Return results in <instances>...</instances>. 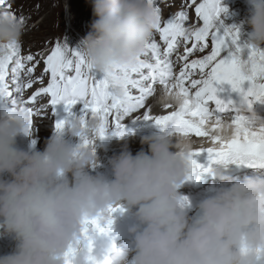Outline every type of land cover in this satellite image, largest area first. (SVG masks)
<instances>
[{"label":"clouds","instance_id":"9594fccd","mask_svg":"<svg viewBox=\"0 0 264 264\" xmlns=\"http://www.w3.org/2000/svg\"><path fill=\"white\" fill-rule=\"evenodd\" d=\"M247 3L245 17L227 27L240 34L244 30L245 47L264 50V0ZM92 10L94 19L78 52L92 72L112 78L143 57L159 18L152 0H92ZM23 31L18 18L0 13V46L18 43ZM113 91L122 95L118 84ZM185 99L179 91L162 88L154 103L178 109ZM21 103L16 99L0 106V235L15 241L11 253L0 255V264H64L70 246L82 251L77 242L83 239L86 218L106 220L108 209L117 206L124 209L122 214L134 216L128 229L131 245L111 244L103 257L92 255V248L85 253L92 264L264 261V176L232 178L227 175L230 164H213L209 174L221 184L190 214L192 204L179 190L193 174L190 154L196 141L191 136L160 129L141 136L147 148L135 154L125 142L109 159V179L93 174L100 166L97 142L106 135H100L98 117L73 115L62 129L53 128L43 150L34 143L24 150L17 146L28 122ZM254 104L239 101L236 107L252 125L264 126ZM236 131L226 119L212 135L227 141ZM95 238L96 232L90 231L92 245Z\"/></svg>","mask_w":264,"mask_h":264},{"label":"snow or ice","instance_id":"6c2138e0","mask_svg":"<svg viewBox=\"0 0 264 264\" xmlns=\"http://www.w3.org/2000/svg\"><path fill=\"white\" fill-rule=\"evenodd\" d=\"M152 2L159 18L155 33L159 34L162 43L157 42L154 34L137 64L130 69H118L112 78H97L76 50H72L69 58L67 47L59 42L51 48L44 59L45 68L39 78L43 84V76L50 75L47 86L40 87L27 102L21 103L28 119L25 134L31 136L34 127L35 112L29 105L37 98L46 96L49 97L52 116L56 115L57 106H63L64 112L71 117L72 109L79 104L82 106L79 115L82 119L98 117L102 121L99 129L101 136L109 131L118 137L128 135L131 130L126 128L124 120L132 116L134 121H152L161 130H171L192 138H206L211 146L200 147L190 154L193 174L188 180L198 181L205 173L211 172L212 165L216 163L245 164L264 169V126L252 125L236 107L239 101L248 104L264 102V50L245 47L240 31L224 25L222 16L226 9L221 5V0H202L200 3L191 0L197 18L202 21L201 27L192 28L184 27L188 18L185 11L162 21L161 9L157 6L159 0ZM3 3L4 0H0V4ZM5 14L16 18L10 11H5ZM20 21L23 23L22 18ZM178 38H183L184 52L177 56V60L182 62L177 75L173 71L172 56L180 46ZM0 47L4 50L0 55V99L14 104L25 88H32L38 61L33 54L20 55L17 43ZM209 47L208 54L190 59L196 53H204ZM197 72L199 78H193ZM22 77L28 78L27 83ZM114 83L122 88V95L114 93ZM157 84L170 92L179 91L186 97L184 104L178 109L165 106V114H151L147 100L153 96ZM225 84L238 95V101L219 95L224 90L220 86ZM139 110H143L142 114H137ZM38 111L43 112L44 108ZM226 119L237 131L232 139L224 141L212 133ZM66 120H55V128L62 129ZM202 152L208 155L207 167L194 158ZM117 211L122 213L124 209L110 207L109 218L103 221L86 218L83 239L77 244L83 245L90 253L93 245L89 232L111 231L112 217ZM77 251V247L70 246L65 253L64 264H72Z\"/></svg>","mask_w":264,"mask_h":264},{"label":"bare ground","instance_id":"6f19581e","mask_svg":"<svg viewBox=\"0 0 264 264\" xmlns=\"http://www.w3.org/2000/svg\"><path fill=\"white\" fill-rule=\"evenodd\" d=\"M200 2H202V0ZM159 3H162L159 7L161 10H164V11H167V8H171V12H172L174 10L172 7H174L175 9L178 8L175 5L174 1L164 2V0H159ZM221 5L228 9L227 17H225L224 15L222 16V19L224 21L225 26H231L234 24H239V22L247 14L248 7H249L247 0H221ZM241 9L243 10L242 14L240 13V15H239L241 17V19H238L237 16L234 17L235 16L234 13L238 12ZM45 10H46L45 6L39 5L36 10L31 11L28 9V6L26 5V9L23 11V13L21 15L16 16V18H18L19 20H21V18H22L23 24H24L23 35H22L20 41L17 43L20 47V52H22L21 55L26 56V55H28V53L29 54L31 53V52H29L30 50H33L36 53L38 51H45L46 56H47L49 54L51 48L57 42H59L62 46H66V47L68 46L72 50L79 51V47H78L79 41L71 32L59 31L56 33H52L51 30L45 29L46 25L49 23V21L52 17L51 15L55 16V14H57V12H58L57 7L56 8L53 7V9H51V11H49V12H47ZM68 11H69V20L71 21L74 28L76 30H78L79 32H81L84 36H86L90 30L91 22L94 19L93 10H92V0H71V2L69 3V10ZM41 12H44V14H45L43 16V19L41 21L37 22V24L30 26L29 23L34 19V17L37 14H39ZM170 14L171 13H168V12L166 14H164L165 17H163V19L165 18V21H166L168 18H170ZM186 25H187V23H184V27H187V28H192L194 26L195 27H201V20H199L197 18V16L195 15L189 21L188 26H186ZM155 38L157 39V42L162 43L161 41H159V36L157 34L155 35ZM244 38H245L244 30H241V40H243ZM178 39L180 40V44L184 43L183 38H178ZM182 46L183 45H181L178 49H181ZM209 51H210V47H209ZM3 52H4V50H0V55H2ZM200 55H202V54H200ZM46 56L44 57V59L46 58ZM68 56H69V58H71L72 51H70L68 53ZM190 58L192 59V57H190ZM44 59L39 60V63L41 64V66L44 65ZM172 60L174 62V64H173L174 73L178 75L182 62L178 61L177 59L174 60L173 58H172ZM175 69H177V70H175ZM41 74H42V72H40V70L35 71L33 73V79L35 82L33 83V86L31 88L33 91L30 92L29 91L30 89L25 88L24 90H26L27 93L24 96V99L22 97L19 98V96H17L16 99H19L22 102H27L29 100V98L33 95V93L39 89L40 86L41 87L47 86V82H49L50 78H48L47 80L43 78V84L38 85V84H40L39 78H40ZM198 76H199V74L197 72L193 78H196ZM22 78H23V81L25 83H27L28 78L27 77H22ZM220 87H222L224 89L222 92L219 93V95L222 98H224V99L231 98L234 101L239 100L238 95L236 93L231 92L229 85L225 84V85H222ZM162 88L163 87L160 86L159 84H157L155 86V92H154L153 96L149 97L147 100V105L149 107H150L151 101H152L153 97L155 96V94ZM42 97H44V96H42ZM42 97H39V98H42ZM39 98H37V100H39ZM6 102H7L6 100L0 99V106L2 103H6ZM29 106H31L34 109L35 122L38 123L36 126V130H38V131H39V124L42 123L43 119L49 120L50 123L55 124V120H57V119H70L71 118L64 112L63 106H57L55 116H52V113L51 114L49 113L51 111L50 105L44 106L43 102L39 103V102L35 101L34 103L30 104ZM42 107L44 108V111L43 112L38 111ZM253 107H254V110L259 114V116H264V102H256L253 105ZM72 111H73V115H75V116L81 115L80 110L78 111L76 109V107H74L72 109ZM142 111L143 110H139L137 114H142ZM38 113H42L43 114L42 117H39ZM45 113H46V115H45ZM157 114H163V113L156 111L153 115H157ZM124 123L126 126L132 124V125H136V126L141 127V128L156 126L152 121H142V120H135L134 121V120H131V122H128L127 117L125 118ZM54 127H55V125L52 126V130H40V132L49 138L53 133ZM159 130H160V128H153L152 131L158 132ZM109 133L112 134L111 131H109ZM112 136H116V135L112 134ZM41 142L42 141H40L38 139L34 144H35V146H41V144H42ZM70 142L75 144L77 142V139L71 138ZM19 144H22L21 149L27 150V147L30 148V146L33 144V142H31L29 140L27 135L21 134L20 136L17 137V146H19ZM97 173L103 174L104 176H106L109 179L112 176L111 168L107 169L106 171H94V174H97ZM245 176H264V171L262 169H258V168H254V167L250 168V166H246L243 168V171L241 173H237V172L230 173V177L238 178L241 180ZM220 184H221V181H219L218 179L209 180L205 184H203L202 181H200V180L197 181V180L193 179V180H190L188 184H184V186L179 191L183 195L188 193V194H195L197 197H199V196L205 197L206 195L211 194V190L220 186ZM130 237L131 238H129L128 236H126L125 238H119L118 242L122 245H127L130 243V241H132V236L130 235ZM108 245L100 244L97 248V252L92 253V255H94V256L99 255V256L103 257V255L105 254V250H106Z\"/></svg>","mask_w":264,"mask_h":264},{"label":"rangeland","instance_id":"374dc122","mask_svg":"<svg viewBox=\"0 0 264 264\" xmlns=\"http://www.w3.org/2000/svg\"><path fill=\"white\" fill-rule=\"evenodd\" d=\"M169 1H174L175 5L178 8L176 7L177 9H175L174 7L171 6L174 9V10L172 9L173 10L172 12H171V8H167V11L161 10V20L165 21V18L163 19V17H165L164 14H166L167 12L171 13L170 17H174L180 11H185L188 15V18L184 23H187L186 26H188L189 21L196 15L195 6L191 5V0H164V2H169ZM200 1L201 0H197V3ZM70 2H71V0H4V3L0 4V13L5 12V11H10L16 17L17 15H21L23 13V11L26 9V5L28 6V9L31 11L36 10L39 5L45 6L46 7L45 11H47V12L51 11V9H53V7L54 8L57 7V10H58L57 14L58 13L59 14L58 15L55 14V16L51 15L52 17H51L49 23L46 25L45 29L51 30L52 33H56L59 31L71 32L77 38V40L80 42V40L85 36L81 32H79L78 30H76L74 28V26L72 25L71 21L69 20V11L68 10H69V3ZM161 4L162 3H159L157 6L159 7ZM242 12H243L242 9L239 10L238 12H235L234 17L237 16L238 19H241V17L239 15H240V13L242 14ZM44 15H45L44 12L37 14L34 17V19L29 23V25L33 26V25L37 24V22H39L43 19ZM201 26H202V21H201ZM156 34L159 36L158 33H155V35ZM181 45H183L181 47V49H178L177 52H175L172 56V58L174 60L177 59L178 55H182L184 52V43L180 44V46ZM29 52H31L30 54H33L36 58V61H38V63L35 64V71L40 70V72L43 73V70L45 68V64L41 66V64L39 63V60L44 59V57L46 56V52L45 51H38L36 53L33 50H30ZM21 53L22 52H20V55H21ZM28 66H32V65L29 64ZM175 70H177V69H175ZM96 75H97V78L101 77V74H99V73H96ZM40 77H41V75H40ZM43 78L47 80L48 78H50V75H44ZM196 78H199V76ZM38 85H41V83ZM29 91L32 92L33 90L30 89ZM26 93H27V91L23 90V92L19 95V98L22 97L24 99V96L26 95ZM48 100H49V97L44 96L42 98H39V100H36V101L39 103L43 102L44 106H49ZM4 104L5 103H2L1 106ZM75 107L79 111L81 108V105L78 104ZM49 113L51 114L52 112L50 111ZM42 115H43L42 113H38L39 117H42ZM132 118H133L132 116L127 117V121L131 122ZM37 124L38 123L35 122V118L33 117V125H34L33 134L31 136L27 135V137L29 138V140L31 142H33V141L36 142L38 139L40 141H42L41 146H35V148H37L39 150H43L45 147L46 141L48 140V137L45 136L43 133H41L40 130H52V126L55 124L50 123L49 120L43 119L42 123L39 124V131L36 130ZM21 146H22V144H19L18 147L21 148ZM29 149L30 148L27 147V150H29Z\"/></svg>","mask_w":264,"mask_h":264}]
</instances>
